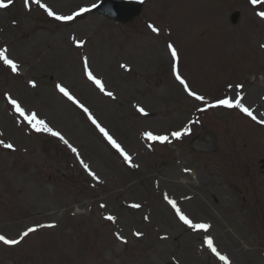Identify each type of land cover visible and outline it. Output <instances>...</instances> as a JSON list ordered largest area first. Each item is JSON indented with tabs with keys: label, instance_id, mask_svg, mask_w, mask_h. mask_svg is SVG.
<instances>
[{
	"label": "rangeland",
	"instance_id": "374dc122",
	"mask_svg": "<svg viewBox=\"0 0 264 264\" xmlns=\"http://www.w3.org/2000/svg\"><path fill=\"white\" fill-rule=\"evenodd\" d=\"M100 1L0 8V50L18 65L0 60V235L20 241H0V264H223L206 236L233 264H264V4L144 0L121 24L90 13ZM219 99H239L252 116ZM33 113L68 143L37 131Z\"/></svg>",
	"mask_w": 264,
	"mask_h": 264
},
{
	"label": "snow or ice",
	"instance_id": "6c2138e0",
	"mask_svg": "<svg viewBox=\"0 0 264 264\" xmlns=\"http://www.w3.org/2000/svg\"><path fill=\"white\" fill-rule=\"evenodd\" d=\"M252 5H258V4H264V0H250ZM11 3V0H8V3H5V0H0V8H7L9 6V4ZM36 3L39 4L40 0H36ZM42 7H45V10L48 12L49 15L51 16H55V18L57 20H64V21H68V20H72L74 17L72 15H68V16H63V15H57L56 13H54L51 9L47 8L46 5H41ZM82 11H87V9H83ZM76 15H79V13H77ZM257 15H259L262 19H264V11L258 12ZM152 30L154 32H158L159 29L156 27H152ZM79 43V42H78ZM171 49V55L174 58L178 59V52L177 49L173 46V45H169L168 46ZM7 49H3L0 50V60H2L4 62V64L10 66L11 70L13 72L17 71L18 69V65L12 60L9 59V57L6 55ZM85 66H87V61H85ZM87 76L90 80H92L99 88L101 91H104V84L102 83L101 80L97 79L93 73L91 71H87ZM177 79H180V82L182 84L185 85V87L187 88V84L185 83V81L183 79H181V77L179 76V74H177ZM33 86H35L33 84ZM59 87V86H58ZM242 87V86H241ZM59 90L65 95L67 96L69 99H73L74 97H72L70 95V93L67 91V89H65L64 87H59ZM108 96H113L112 92H107ZM190 95L195 96L197 99L199 100H203L204 97L203 96H197V94L195 92H191L190 91ZM11 103L16 107V110L23 116L25 115L24 113V109L21 108V106L17 103L16 100H11ZM78 103V101H77ZM214 106H224V107H228V108H232V107H237L240 108L242 111H244L245 113H247L249 116H252V111L245 107L241 101L239 99L235 100V103H233L232 99H219L216 102V105ZM80 107H83V105H80ZM85 112L88 111V109H84ZM140 112H144L143 108L139 109ZM89 115L91 116V114L89 113ZM25 118L28 120V122L30 124H33V126L36 128L37 131L43 130L46 132L51 133L54 136H58L60 137L61 140H64V137L59 133V132H54L43 120H38L36 117V114L33 113L29 116H25ZM256 117L253 116V119H255ZM93 123H97L95 121V119H93ZM261 123H264V121H261ZM97 127L100 128V131L107 137V139L124 155L125 160H127L129 163H131V157L128 155V153L124 152L123 148H121V146L112 138V136H110L108 134V132L99 126V124H97ZM190 132L189 128H184L182 131H175L171 133L172 137H175L177 139H180L181 137H183L184 135L188 134ZM145 135L147 136L148 139L150 140H154V141H159L161 143L164 142H171L169 140V136L167 135H154L151 132H147L145 133ZM4 143L3 141H0V144ZM64 143L67 144L68 141L64 140ZM7 148H12L13 145L11 144H5L4 145ZM74 152L76 151L75 148L72 149ZM81 163H83V161H81ZM135 166V165H134ZM84 167L87 169L88 165L84 164ZM91 175H93L95 177V173H91ZM167 198V197H166ZM169 203L172 205V207L176 210L177 214L179 215L180 220H182L184 222V224L188 225L190 228L192 229H199V230H203L204 232H208V230L210 229V225L206 224V223H194L191 219H189V217L187 215H185L179 207H177L176 201L175 200H169ZM133 207H140V205H133ZM109 220L114 219V217L109 216L108 217ZM55 225H48V227H54ZM36 229L34 228H29L26 232L23 233V236H21V240L28 236V234L30 232H34ZM137 235H141V233H137ZM0 241H3V243L5 244H9V245H15L18 244L20 241L19 240H15V239H8L3 235H0ZM205 242L207 243V246L209 248L212 249V251L223 261H225V264H229L228 261V257L221 255L217 249L214 247L213 245V240L211 236H206L205 237Z\"/></svg>",
	"mask_w": 264,
	"mask_h": 264
},
{
	"label": "water",
	"instance_id": "95a60500",
	"mask_svg": "<svg viewBox=\"0 0 264 264\" xmlns=\"http://www.w3.org/2000/svg\"><path fill=\"white\" fill-rule=\"evenodd\" d=\"M141 11L142 4L140 2L127 0H105L95 9V12L102 13L117 21H129L139 15ZM239 15V12L232 15L233 23L238 21Z\"/></svg>",
	"mask_w": 264,
	"mask_h": 264
}]
</instances>
